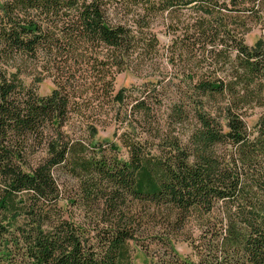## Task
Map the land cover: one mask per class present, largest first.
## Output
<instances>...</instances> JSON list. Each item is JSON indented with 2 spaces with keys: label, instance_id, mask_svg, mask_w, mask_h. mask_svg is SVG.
Listing matches in <instances>:
<instances>
[{
  "label": "trees",
  "instance_id": "1",
  "mask_svg": "<svg viewBox=\"0 0 264 264\" xmlns=\"http://www.w3.org/2000/svg\"><path fill=\"white\" fill-rule=\"evenodd\" d=\"M158 16L183 32L181 84L115 92ZM263 24L264 0H0V264H131L146 226L192 221L215 235L199 264H264V40H244ZM105 106L128 119L116 143L96 140Z\"/></svg>",
  "mask_w": 264,
  "mask_h": 264
},
{
  "label": "rangeland",
  "instance_id": "2",
  "mask_svg": "<svg viewBox=\"0 0 264 264\" xmlns=\"http://www.w3.org/2000/svg\"><path fill=\"white\" fill-rule=\"evenodd\" d=\"M182 14L188 15L185 12ZM164 20L165 16H158L152 23V30L158 42L154 57L147 63L146 67L141 68L139 73L126 71L117 75L114 82L115 92L126 89L128 92H131L133 97L137 98L139 97L137 88L144 86V84L149 85V83H152L158 86L161 83V86H164L168 92H172L176 86L181 84L182 75L178 72L182 71L183 67L179 63H169L168 57L170 50L174 48L172 40L177 37L181 38L183 32L177 31L174 33L168 31L164 25ZM261 39L264 40V24L253 26L251 31L244 36L245 44L249 47H254ZM26 82L28 83L29 79ZM37 88L40 95L49 94L53 88L52 80L49 78L44 79ZM184 90H186V87ZM130 103L132 102L130 101ZM166 106L165 101L160 108L156 109L155 116L158 124H161V126L166 120ZM130 108L131 106L126 110L127 114H129ZM119 113V118H117L115 116L116 110L109 112L107 106H105L97 115L96 113L92 114L91 118L99 121L94 125L98 130L96 140H106L116 143L119 141L118 139L122 133L130 130L126 126L128 119L124 115V111H119ZM260 113V109L255 108L252 110L251 116L246 119L249 128L257 122ZM137 118L134 116L133 119L137 120ZM82 130H86L84 126ZM119 149L118 158L126 161V150L120 147ZM68 181L69 183H66V186L70 188L71 181ZM214 216L213 214L212 217ZM211 221L213 222L212 219ZM211 233L204 236L203 231H200L197 224L193 221L182 231L173 235L164 233L163 229L146 226L144 230L138 233V244L132 246L131 264H199L201 257H206L207 253L203 251L207 248L206 244H211L215 236Z\"/></svg>",
  "mask_w": 264,
  "mask_h": 264
}]
</instances>
